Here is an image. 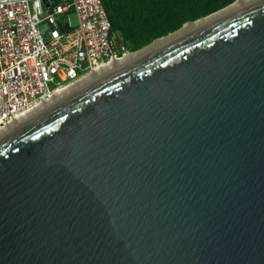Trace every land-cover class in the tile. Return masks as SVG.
<instances>
[{
  "label": "water",
  "instance_id": "water-1",
  "mask_svg": "<svg viewBox=\"0 0 264 264\" xmlns=\"http://www.w3.org/2000/svg\"><path fill=\"white\" fill-rule=\"evenodd\" d=\"M0 264H264V0L1 129Z\"/></svg>",
  "mask_w": 264,
  "mask_h": 264
},
{
  "label": "built area",
  "instance_id": "built-area-1",
  "mask_svg": "<svg viewBox=\"0 0 264 264\" xmlns=\"http://www.w3.org/2000/svg\"><path fill=\"white\" fill-rule=\"evenodd\" d=\"M129 52L102 0H0V127Z\"/></svg>",
  "mask_w": 264,
  "mask_h": 264
},
{
  "label": "trees",
  "instance_id": "trees-1",
  "mask_svg": "<svg viewBox=\"0 0 264 264\" xmlns=\"http://www.w3.org/2000/svg\"><path fill=\"white\" fill-rule=\"evenodd\" d=\"M234 0H102L112 30L134 51Z\"/></svg>",
  "mask_w": 264,
  "mask_h": 264
},
{
  "label": "bare ground",
  "instance_id": "bare-ground-1",
  "mask_svg": "<svg viewBox=\"0 0 264 264\" xmlns=\"http://www.w3.org/2000/svg\"><path fill=\"white\" fill-rule=\"evenodd\" d=\"M251 1H254V0H237L234 4L230 5L229 7L224 8V9L218 11V12H215V13H213V14L205 17V18H201V19H199V20H197L195 22H187L180 30H178V31L170 34L169 36L163 37L161 39H158V40L154 41L152 44H150L149 46H147V47H145V48H143L141 50H138L136 52L126 53L123 57H121V58H119L117 60H113L112 62H110L109 64L103 66L102 68L101 67L100 68H97L96 71L92 75L90 74L89 76L83 78L79 82H76L74 84L68 85L67 87H65L63 89L62 92H64L65 90H67V89H69V88H71V87H73V86L81 83L82 81H84V80H86V79H88V78H90V77H92V76H94V75H96V74H98V73H100V72H102V71L110 68V67H113V66H115V65H117V64H119V63H121L123 61H126V60H128V59H130V58H132V57H134L136 55H139V54H141V53H143V52H145V51H147L149 49H152V48H154V47H156V46H158V45H160V44H162L164 42H167V41H169V40H171V39H173V38H175L177 36H180V35L188 32L190 30H193V29H195V28H197V27H199V26H201L203 24H206V23H208V22H210V21H212V20H214L216 18H219V17H221V16H223V15L229 13V12H232L235 9H237V8L241 7L242 5H245L246 3H249ZM46 102H48V101H45L43 103L36 104L33 107H31V108L23 111L21 114H19L18 116H16L14 118V120H12L11 122L7 123L3 127H0V130L3 129V128H5L6 126L10 125L11 123L17 121L18 119L22 118L23 116L27 115L28 113L32 112L33 110H35L36 108L40 107L41 105H43Z\"/></svg>",
  "mask_w": 264,
  "mask_h": 264
},
{
  "label": "flooded vegetation",
  "instance_id": "flooded-vegetation-1",
  "mask_svg": "<svg viewBox=\"0 0 264 264\" xmlns=\"http://www.w3.org/2000/svg\"><path fill=\"white\" fill-rule=\"evenodd\" d=\"M111 71V70H110Z\"/></svg>",
  "mask_w": 264,
  "mask_h": 264
}]
</instances>
